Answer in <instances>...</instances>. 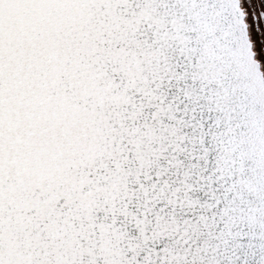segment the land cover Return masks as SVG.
Returning <instances> with one entry per match:
<instances>
[{
    "label": "snow or ice",
    "instance_id": "1",
    "mask_svg": "<svg viewBox=\"0 0 264 264\" xmlns=\"http://www.w3.org/2000/svg\"><path fill=\"white\" fill-rule=\"evenodd\" d=\"M0 264H264V0H0Z\"/></svg>",
    "mask_w": 264,
    "mask_h": 264
}]
</instances>
